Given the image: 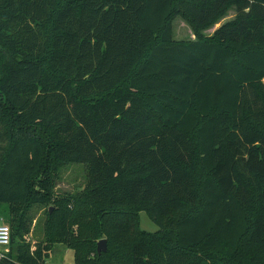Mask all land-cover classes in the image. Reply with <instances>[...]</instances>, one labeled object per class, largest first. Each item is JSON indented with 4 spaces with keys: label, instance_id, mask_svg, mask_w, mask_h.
Segmentation results:
<instances>
[{
    "label": "trees",
    "instance_id": "16d2710c",
    "mask_svg": "<svg viewBox=\"0 0 264 264\" xmlns=\"http://www.w3.org/2000/svg\"><path fill=\"white\" fill-rule=\"evenodd\" d=\"M232 6L211 39L176 42L174 0H0V204L43 201L54 162L89 173L54 202L53 237L0 264L56 243L75 264H264V0L184 10L200 31ZM141 210L156 233L136 235Z\"/></svg>",
    "mask_w": 264,
    "mask_h": 264
},
{
    "label": "rangeland",
    "instance_id": "374dc122",
    "mask_svg": "<svg viewBox=\"0 0 264 264\" xmlns=\"http://www.w3.org/2000/svg\"><path fill=\"white\" fill-rule=\"evenodd\" d=\"M188 1L192 0H174V12L171 22L173 25V40L176 42L196 41L202 38L211 39L219 27L225 23L234 21L237 17L236 7L232 6L215 23L198 31L185 13L184 7ZM9 59V55L0 54V75L3 72V65L5 62L10 61ZM17 129L18 126L15 127L16 137L26 134L25 132L16 131ZM50 159L52 157L48 155L47 160L49 164L52 161ZM57 164L54 162L51 165V167H54V170L51 172L49 170L47 188L42 184L45 178L41 172L32 181L37 188L34 193L44 198L43 201H35L33 199L22 204H0V217L13 230V246L8 248L9 252L13 251V247L21 240H27L32 244L50 240L53 237L54 228L50 219V210L51 207L54 208L56 199L65 196H80L79 192L84 189V192L86 191V187L89 184L87 164L69 161ZM197 173L202 178V169L198 170ZM123 220L130 219L127 216H123ZM131 221L136 235L140 229L147 233H156L159 230L157 222L145 210H141L138 217L135 216ZM90 222L93 223L92 220ZM5 249V247L0 246V252H4ZM44 264H75V252L65 244L56 243L51 255L46 258Z\"/></svg>",
    "mask_w": 264,
    "mask_h": 264
},
{
    "label": "built area",
    "instance_id": "2783aa9c",
    "mask_svg": "<svg viewBox=\"0 0 264 264\" xmlns=\"http://www.w3.org/2000/svg\"><path fill=\"white\" fill-rule=\"evenodd\" d=\"M11 235V226L0 217V246L6 248L4 252H0V256H4L9 252L8 248H10Z\"/></svg>",
    "mask_w": 264,
    "mask_h": 264
},
{
    "label": "water",
    "instance_id": "95a60500",
    "mask_svg": "<svg viewBox=\"0 0 264 264\" xmlns=\"http://www.w3.org/2000/svg\"><path fill=\"white\" fill-rule=\"evenodd\" d=\"M53 210V207H51V211ZM108 251V240L106 238H103L99 240L98 242V253L102 254L103 252Z\"/></svg>",
    "mask_w": 264,
    "mask_h": 264
}]
</instances>
